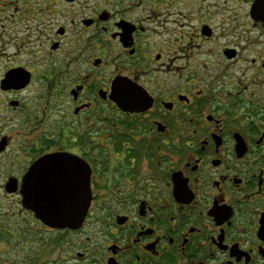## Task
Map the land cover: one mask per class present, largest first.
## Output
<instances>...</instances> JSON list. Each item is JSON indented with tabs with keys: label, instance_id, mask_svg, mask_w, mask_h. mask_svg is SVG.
Listing matches in <instances>:
<instances>
[{
	"label": "flooded vegetation",
	"instance_id": "af4514ba",
	"mask_svg": "<svg viewBox=\"0 0 264 264\" xmlns=\"http://www.w3.org/2000/svg\"><path fill=\"white\" fill-rule=\"evenodd\" d=\"M12 141L1 195L51 154L90 190L24 264H264V0H0Z\"/></svg>",
	"mask_w": 264,
	"mask_h": 264
},
{
	"label": "water",
	"instance_id": "95a60500",
	"mask_svg": "<svg viewBox=\"0 0 264 264\" xmlns=\"http://www.w3.org/2000/svg\"><path fill=\"white\" fill-rule=\"evenodd\" d=\"M70 166L73 162L61 155H45L22 178L19 190L22 208L48 227L75 229L86 215L90 200L88 172L85 177L68 172ZM6 189L14 191L16 183L9 180Z\"/></svg>",
	"mask_w": 264,
	"mask_h": 264
},
{
	"label": "rangeland",
	"instance_id": "374dc122",
	"mask_svg": "<svg viewBox=\"0 0 264 264\" xmlns=\"http://www.w3.org/2000/svg\"><path fill=\"white\" fill-rule=\"evenodd\" d=\"M15 144V141H12L4 154H0V186L6 182L4 180L5 169L12 168V165L8 164H10V159L14 155ZM42 227L41 224L36 222L31 213L26 212L21 207L20 197L0 194V264H24L26 260V258H23L24 248L36 249L37 246L40 248L44 243L49 242L53 235L42 230ZM15 228L20 230V234L17 236L18 239L13 237L17 233ZM18 240L20 243H18ZM30 242L32 244H29ZM13 247H17L16 253L12 251ZM20 253H22V256H20ZM55 256L56 249H48L44 246L43 250L38 252L36 258L33 257V261L34 264H38Z\"/></svg>",
	"mask_w": 264,
	"mask_h": 264
}]
</instances>
